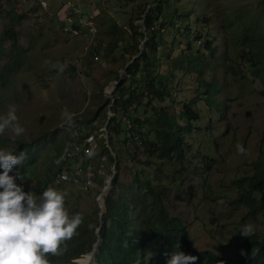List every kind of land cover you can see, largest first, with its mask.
Instances as JSON below:
<instances>
[{
    "label": "rangeland",
    "instance_id": "obj_1",
    "mask_svg": "<svg viewBox=\"0 0 264 264\" xmlns=\"http://www.w3.org/2000/svg\"><path fill=\"white\" fill-rule=\"evenodd\" d=\"M43 1L44 4L39 0H7L4 4L6 12L13 10L22 15L12 27V41L19 44L23 54L18 59L11 48L12 42L2 35L11 19L6 13L0 18V69L4 74L3 83L0 80V117L6 115L9 104H15L19 123L25 129L24 134L15 139L30 142V166L25 167L16 183L22 185L25 192L39 197L42 193L34 192L32 186L37 178L50 177L43 191L51 186L66 193L65 204L70 215L80 213L84 218V228H93L96 236L94 229L98 224L99 210L94 202L96 195L100 190L104 194L123 190L111 181L110 174L116 171L114 163L107 157L103 158L99 145L91 151V157L83 155L90 171L94 172L99 157L106 168H111L109 173L107 171L98 177L94 186L98 191L92 194L83 191L75 182L57 180L52 154H60L66 143L75 140L79 133L83 136L89 131L97 132L98 127L104 125L103 117L112 114L108 108L111 103L108 91L115 73L123 75L121 70L128 62H124L126 56H121L120 46L131 39L123 23L129 4L116 0H68L64 5L63 0ZM176 6L190 11L182 20L178 17L173 19L178 27L170 25L161 29L166 45L172 42L173 47L167 58L157 52L160 72L168 69L170 57L185 56L182 51L185 25L201 32L196 44L207 37L211 41L208 45L213 47L210 52L209 46L201 45V56L192 57L190 67H196L198 59L196 71H173L172 81L166 80L171 87V95L159 102L166 112L176 114L174 120L177 124L182 122L179 115L188 112L191 130L183 132L188 145L182 154L170 151L169 157H163L159 154L157 142L149 146L154 150H145L134 140L135 134L131 135L132 139L127 137L121 141L120 138L117 146L120 154L118 177L128 184L136 174L150 180L152 185L163 184L166 188L164 205L169 214L177 215L186 223L191 246L232 254L243 248L239 233L243 225H251L258 234L264 232V218L260 213L245 216L243 205L231 203L236 188L230 182L239 175L250 173V162L258 155L259 149L264 148V94L261 93L264 66L261 57L255 62L240 49L236 51V59L232 57L233 53L228 51L224 40L231 34L222 28L221 18L225 13L232 17L237 9L247 18L246 23L257 22L252 15L256 16L260 4L259 0H178ZM68 7L85 22L80 33L70 29V20L63 21V17L69 14ZM58 8L61 22L55 15ZM63 10H66L65 14ZM110 20L117 28H107ZM110 36L118 39L112 49L107 53L101 47L93 51L94 46L91 45L94 41L95 45L100 41L103 47ZM144 39H140L138 46L141 47ZM225 50L231 59L227 60ZM18 60L21 64L6 72L5 65L13 66ZM46 61L50 63L46 64ZM229 62L236 63L235 75L227 71ZM61 67L63 70H58ZM98 105L101 106L99 109ZM65 110L74 115L71 126L61 118ZM154 114L152 111L144 114L148 117L144 130L150 128L148 135L155 141ZM88 117L91 119L87 120ZM186 119L185 115L184 121ZM99 138L96 135V140ZM100 139L104 143L105 139ZM14 146L10 132L0 136V148L12 150ZM239 147L244 149L243 153L238 151ZM24 150L25 147L16 154ZM10 175H17V166L13 167ZM107 178L109 184L105 182ZM104 186H107L105 190ZM134 192L147 198L141 191ZM75 246L77 244L69 240L64 255L47 254L49 264L77 262L74 259L88 250L74 255ZM90 261L89 257L86 264H92Z\"/></svg>",
    "mask_w": 264,
    "mask_h": 264
},
{
    "label": "trees",
    "instance_id": "obj_2",
    "mask_svg": "<svg viewBox=\"0 0 264 264\" xmlns=\"http://www.w3.org/2000/svg\"><path fill=\"white\" fill-rule=\"evenodd\" d=\"M6 1L0 0V18L8 13L11 19L10 23L2 30V35L9 38V41L12 42L11 48L15 51L18 59H21L23 49L19 44L13 43L12 27L22 15L20 12L16 13L12 9L10 13L8 10L6 12L4 6ZM116 1H124L129 4L128 9L125 11L126 16L123 23L129 30V37L131 39H127V42L120 46L121 56H126L124 62L129 60L131 56H135L127 64L126 75L123 76L115 87L112 101L108 107L112 111V114L106 118V138L110 149L114 152L113 155L102 140L99 139L97 142L103 158L107 157L110 162H114L116 171L111 178L113 185H119L123 188L118 193L107 192L103 196L104 211L101 215L103 224L99 227L101 240L97 246V264H167V261L171 258V253L174 251L195 256L196 260L194 264H220L221 261L223 264H264V232L258 234L253 231V235L250 237L242 236L241 243L243 244V248L240 251H234L232 254L216 253L208 247L194 248L190 244L189 230L186 223L177 215L169 214L164 205L166 188L163 184L159 186L158 184H153V186L150 180L136 174L132 176V181L128 184L119 180L120 154L117 151V146L121 141L126 140L127 137L132 139V134L136 135L134 140L142 144L145 150H154V148L149 146L157 142L160 147L159 154L163 157H169L170 151L182 154L184 149H186V145L188 144L183 138V132L191 130L188 112L184 111L183 113L186 114L179 115V118L182 117V122L177 124L174 120L176 114L166 112L163 105L159 104V102L164 97L171 95V87L170 85L168 86L166 80L172 81L174 76L173 71H196L198 69V59L196 67L193 68L190 67L193 63L192 57L197 58L201 56L200 46H209L208 44L211 41L210 38L204 37L203 42L196 44L197 39L201 36V32L190 25H185L184 49H182L185 56L180 54L177 57H170L167 62L168 69L165 68L162 70L164 73H161L158 68L160 59L156 54L159 52L160 55L164 54L167 58L173 47L172 42V44L166 45L161 34V29L167 28L170 25H172L171 27H178L177 22H174L173 19L175 17L181 20L184 19L187 17L190 9L187 10L184 7L181 10V8L176 6L178 0ZM259 4L260 7L256 12V16L252 15V19L256 18L257 22L251 21L250 23H246L247 18L235 9L232 17L226 13L222 16L221 26L231 34L224 40L228 46V51H232L233 58L236 59L238 56L236 51L240 49L243 53H247L255 62L261 57V64L264 66V0H259ZM63 14H65L64 10ZM55 15L58 16L61 22L62 18L60 17L59 8L56 9ZM69 15L71 16V27L80 33L83 29L82 21L71 10L69 11ZM140 18H143L142 24L138 22ZM64 19L63 17V21ZM107 28L109 30L115 29L117 25L114 21L110 20ZM175 30L178 29L175 28ZM143 35H145V39L140 47L138 45ZM117 40V38L110 36L103 47L102 45L100 46V41L96 45L94 41L91 46H94L93 51H98L99 47H101L107 53L115 46ZM138 51L139 53L136 54ZM209 51H213L212 46H209ZM225 51L227 60L231 59L228 51ZM20 64L21 61L18 60L13 66L5 65V70L6 72L13 71ZM235 69L236 63L229 62L227 71L235 75ZM261 73L264 77V69H262ZM241 76H244L243 72H241ZM117 77L118 75L115 73L114 79ZM0 80L3 83L4 74L2 69H0ZM262 81L264 82V78ZM209 89L212 88L209 86ZM206 92H208V89ZM261 93L264 94V83ZM211 101L212 99L210 98L209 103ZM100 107L98 105L97 109ZM149 111L156 113L154 114V124L156 126L154 129L155 141L148 135L150 128L144 130V124L148 120V117L144 116V114ZM95 115L97 114L93 116ZM185 115L188 120L184 121ZM105 117H103V122L105 121ZM125 118L128 121H125ZM86 119L90 120L91 117ZM76 129L78 130L77 127ZM79 134L76 140L82 138V133ZM13 141L15 142V146L12 148L13 153L16 154L25 147L24 152L27 155L24 163L17 166V174L21 176L25 167L30 166L28 164L31 163L29 160L30 155H28L30 142L20 139ZM53 155L58 154H52V157ZM250 164V173L239 175L230 181L236 188V195L232 198L231 203L243 205L246 208L245 216H254L260 213L264 218V148L259 149L258 155ZM99 165H103L100 157L91 175L94 180H97L102 175L97 172ZM49 178H37L34 186H32L34 192L37 194L42 193ZM131 183L134 185H131ZM135 190L141 191L147 198L138 196L134 192ZM128 203H131L130 208L128 207ZM77 231L78 234L71 239L74 244H77L74 247V255L88 250L79 256L85 255L80 260L83 264H86L91 255V244L95 240L93 228H84L82 224ZM75 238H78V240ZM177 245H179L178 248L176 247ZM242 251L245 255H241ZM68 264L79 263L70 261Z\"/></svg>",
    "mask_w": 264,
    "mask_h": 264
},
{
    "label": "clouds",
    "instance_id": "obj_3",
    "mask_svg": "<svg viewBox=\"0 0 264 264\" xmlns=\"http://www.w3.org/2000/svg\"><path fill=\"white\" fill-rule=\"evenodd\" d=\"M16 113V105L9 104L6 115L0 117V136L10 132L15 140L24 134ZM61 118L68 126L74 123V115L67 110ZM238 151L243 153L244 149L239 147ZM26 159L23 151L14 154L12 150L0 148V264H49L47 254L62 255L67 241L78 234L84 222L80 213L70 215L65 204L66 193L50 186L37 197L16 183L19 174L10 173ZM253 231L251 225L245 224L239 233L250 237ZM241 255L245 253L242 251ZM195 260V256L174 251L167 264H194Z\"/></svg>",
    "mask_w": 264,
    "mask_h": 264
},
{
    "label": "built area",
    "instance_id": "obj_4",
    "mask_svg": "<svg viewBox=\"0 0 264 264\" xmlns=\"http://www.w3.org/2000/svg\"><path fill=\"white\" fill-rule=\"evenodd\" d=\"M39 2L41 4H44L43 0H39ZM64 3H68V0H64L62 4L64 5ZM70 10L71 9L69 8L68 13ZM71 11L75 12L74 10ZM64 18L71 21V16L69 14ZM81 23L85 24V22L83 21ZM70 29H74V28L71 27ZM73 31L77 32V30L75 29ZM101 133H103L105 138L106 129L104 128V125L98 127L97 132H93V131L86 132L80 140L75 139L66 143L65 147L62 149L60 154L53 155L52 160L55 166L54 174L57 180L69 181L73 183L75 182L79 187H81L83 191L91 192L92 194L97 193L98 189H94L96 180H94L93 176H91L93 171L88 170L87 164L85 163L86 160H83V155L85 154L89 156V152L94 150L96 135L99 137V134ZM107 171L109 173L111 171V168L110 167L106 168L103 165H99L97 167V172L102 175L105 174ZM95 190L96 192H94ZM94 202L97 206L98 205L97 200L94 199Z\"/></svg>",
    "mask_w": 264,
    "mask_h": 264
},
{
    "label": "water",
    "instance_id": "obj_5",
    "mask_svg": "<svg viewBox=\"0 0 264 264\" xmlns=\"http://www.w3.org/2000/svg\"><path fill=\"white\" fill-rule=\"evenodd\" d=\"M142 20H143V18H140L139 20H138V22L140 23V24H142ZM145 37V35H143V38ZM137 53H139V51L137 52ZM135 55H133V56H131V58L128 60V62L123 66V69L121 70V72L122 73H124L123 75H125L126 74V67H127V64L130 62V61H132V59H133V57H134ZM119 76L117 77V79H114L113 80V85H112V87L110 88V90L108 91L109 93H110V100L112 101V98H113V91H114V89H115V87L118 85V83L121 81V79L123 78V75H121L120 73L118 74ZM110 114H107L106 115V117H105V122H104V128L106 129V127H105V123H106V118L109 116ZM106 134H107V130H106ZM105 145L109 148V150L111 151V149H110V147H109V144H108V141H107V138H106V136H105ZM112 152V155H113V150L111 151ZM114 163V162H113ZM112 173V172H111ZM112 175L113 174H110V178L112 177ZM103 194H104V192H103V190H100L99 191V193L97 194V196H96V200H97V202H98V224H97V226L95 227V229H94V233H95V240L92 242V244H91V249H90V251L93 253V256H94V262H93V264H96V254H97V246H98V244L100 243V240H101V237H100V235H99V227H100V224H101V222H102V218H101V215H102V212L104 211V204H103ZM94 245H96V246H94ZM74 261H77V262H79L78 261V259L77 258H75L74 259Z\"/></svg>",
    "mask_w": 264,
    "mask_h": 264
},
{
    "label": "bare ground",
    "instance_id": "obj_6",
    "mask_svg": "<svg viewBox=\"0 0 264 264\" xmlns=\"http://www.w3.org/2000/svg\"><path fill=\"white\" fill-rule=\"evenodd\" d=\"M99 137L105 139L103 133L99 134ZM105 141H106V140H105ZM105 141H104V142H105ZM105 182H106L107 184H109V183H110L109 178H107ZM106 187H107V186H106ZM106 187L104 186V190L106 189ZM94 246H96V245H94ZM90 254H91V255H90V259H92V261H90V263L93 264V262H94V256H93V253H92L91 251H90ZM77 259H78L79 262H81V264H83L82 261L80 260V258H77ZM88 263H89V262H88Z\"/></svg>",
    "mask_w": 264,
    "mask_h": 264
},
{
    "label": "crops",
    "instance_id": "obj_7",
    "mask_svg": "<svg viewBox=\"0 0 264 264\" xmlns=\"http://www.w3.org/2000/svg\"><path fill=\"white\" fill-rule=\"evenodd\" d=\"M98 141H99L98 139L95 141L94 148L96 147Z\"/></svg>",
    "mask_w": 264,
    "mask_h": 264
}]
</instances>
